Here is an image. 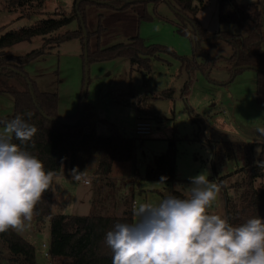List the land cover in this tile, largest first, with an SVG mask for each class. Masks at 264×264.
<instances>
[{
    "label": "rangeland",
    "instance_id": "1",
    "mask_svg": "<svg viewBox=\"0 0 264 264\" xmlns=\"http://www.w3.org/2000/svg\"><path fill=\"white\" fill-rule=\"evenodd\" d=\"M159 1L147 5L150 20H141L144 10L135 6L112 10L97 4L88 5L85 25L93 33L90 50L127 44L132 38L140 36L147 44L165 45L179 56L195 59L200 66L205 64L208 59L195 54L194 38L189 32L192 26L178 18L168 0ZM237 1L241 6L250 3L259 5L264 29V0ZM200 3L202 8L197 18L209 32L243 34L236 24H220L219 0H200ZM75 4L76 0H43L41 6L34 1L28 7L10 10L9 0H0V30H20L49 18L60 20L74 13ZM79 28L78 20H74L56 34L62 35ZM178 29H186L187 35L179 33ZM43 44L42 37H35L31 42L18 43L0 49V52L26 55ZM202 47L216 62L206 73L197 69L191 75L193 83L187 101L182 95L190 74L181 60L169 54H158L152 60L150 73L133 67L128 58L90 64L86 103L96 108L99 120L97 133L108 135L117 130L133 138L139 117L149 120L153 127L151 135L136 140L137 148L132 161L118 162L113 166L108 178L110 183L108 180H97L98 154L84 170L89 185L84 180H73L71 171L64 168L54 181L55 213L87 216L94 193L100 192L110 212L123 217L132 214L133 204L158 203L172 195L174 190L188 196L191 188L189 178L202 172H206L208 179L215 183L216 178L228 175H236L234 180L237 181L242 174L235 173L246 167L249 149L252 150L253 163H258L260 145L264 144V135L258 131L264 128V105L256 101L257 71L246 69L232 81V67L224 61L232 56V48L223 40L215 47L206 43ZM262 47L264 49V43ZM83 52L81 41L75 39L23 67L40 91L58 94L61 116L76 115L79 111L86 78ZM167 90L172 91L171 97L164 96ZM188 106L207 120L205 129L201 130L193 124ZM13 113L14 98L0 94V118ZM241 143L247 145L246 148ZM169 148H175L177 154L176 181L153 186L159 181L147 180V169L158 168V158ZM135 168L138 170L136 181ZM256 186L259 189L264 187V176ZM209 212L225 217L220 192ZM132 217L137 219L133 214ZM17 233L35 246L38 264H51L47 256L50 255L51 244L49 218L31 220L24 231ZM9 257L7 244L0 241V264H10Z\"/></svg>",
    "mask_w": 264,
    "mask_h": 264
},
{
    "label": "trees",
    "instance_id": "2",
    "mask_svg": "<svg viewBox=\"0 0 264 264\" xmlns=\"http://www.w3.org/2000/svg\"><path fill=\"white\" fill-rule=\"evenodd\" d=\"M37 1L41 6L43 0H9L10 10L25 8ZM159 0H76L74 13L60 20L49 18L36 26L25 27L20 30H0V49L22 42H31L35 37H42L43 46L26 55H8L0 52V94L11 95L14 98L13 115L0 118L11 120L21 115L28 123L37 127L38 132L33 140L26 145H20L13 138L12 142L22 149L30 152L40 159L46 171H53L60 175L64 168L72 171L78 168L84 172L95 155H99V164L96 171L97 180L105 181L110 178L115 163H125L133 160L136 152L135 138L126 136L117 130L111 134L97 133V111L92 104L85 101V112L81 117V105L76 115L61 116L58 112L59 96L56 93L42 92L36 82L24 71L28 63L50 54L51 50L61 44L79 39L83 45L84 68L91 63L128 58L133 67L144 73L152 70V60L158 54L166 53L182 61L190 74L186 82L182 97L187 101L193 83L192 74L202 69L207 72L215 64L202 47L206 43L215 47L220 40L225 41L233 51L230 58L224 59L231 67L232 81L241 74L244 66L260 68L257 72L256 101L264 105V29L262 26V9L256 3L239 5L237 0H219V22L223 24L238 25L243 34H232L219 31L211 33L205 29L197 18L202 8L200 0H168L178 18L192 26L189 30L194 38L193 47L196 55L208 59L205 64L198 65L188 57L179 56L173 49L160 44H147L140 36L134 37L130 42L119 43L108 48L90 50V39L93 33L86 28V8L88 5L98 6L112 10H126L133 6L143 9L141 20H150L147 5ZM78 20L79 30L69 31L62 35L56 33L63 27ZM186 25V24H185ZM178 32L187 35L186 29ZM99 34V31L96 32ZM95 34V33H94ZM99 40V37H98ZM88 49V59L85 50ZM211 60V61H210ZM86 83V78L84 80ZM84 89V88H83ZM82 89V93H83ZM164 96L171 97L172 91L167 90ZM82 97V95H81ZM193 124L201 130L207 126V120L188 106ZM31 113V119L27 114ZM140 118V117H139ZM106 122V121H105ZM2 126V125H0ZM213 144V143H212ZM34 145V146H33ZM242 147L247 145L241 143ZM254 164L252 150H248L246 167L236 172L242 177L234 180L236 175L216 178L221 187L220 198L224 210V218L229 223L240 225L248 219L259 217L264 220V187L257 188V181L264 176V144ZM67 159H63V158ZM63 159V167L61 162ZM177 154L175 148L169 150L158 158V168L149 167L146 179L160 181L167 177L166 182L176 181ZM138 179V170L135 168L134 181ZM109 182V180H108ZM53 183V182H52ZM110 183V182H109ZM172 195L178 198L187 197L180 191L174 190ZM115 210V208H114ZM49 218L51 222V264H112V253L104 244V236L116 223L135 222L132 214L119 217L110 212L106 202L101 199L100 192L94 193L91 200V210L87 216L55 213L53 210V186L43 194L37 204L32 220L41 221ZM0 241L7 244L10 250V264H38L36 248L25 240L16 231L9 230L0 234Z\"/></svg>",
    "mask_w": 264,
    "mask_h": 264
},
{
    "label": "clouds",
    "instance_id": "3",
    "mask_svg": "<svg viewBox=\"0 0 264 264\" xmlns=\"http://www.w3.org/2000/svg\"><path fill=\"white\" fill-rule=\"evenodd\" d=\"M27 116L30 120L32 114ZM0 125V234L22 232L56 173L46 171L40 159L12 142L32 141L38 132L35 125L19 114L0 120ZM258 131L264 135V128ZM70 176L88 183L85 171L78 168ZM166 180L162 176L152 185ZM189 180L187 197L169 194L155 204L139 203L133 208L135 222L116 223L106 232L104 244L112 253V264H264V220L255 217L233 225L210 213L221 187L206 172Z\"/></svg>",
    "mask_w": 264,
    "mask_h": 264
},
{
    "label": "built area",
    "instance_id": "4",
    "mask_svg": "<svg viewBox=\"0 0 264 264\" xmlns=\"http://www.w3.org/2000/svg\"><path fill=\"white\" fill-rule=\"evenodd\" d=\"M153 125L151 124V122L149 120H147L146 118H138V123L137 126L134 130V135L133 138L135 139H143L149 135H151V129H152ZM86 184H89L86 183ZM136 206V204L132 205V214H133V208ZM48 258H50V255H48Z\"/></svg>",
    "mask_w": 264,
    "mask_h": 264
},
{
    "label": "water",
    "instance_id": "5",
    "mask_svg": "<svg viewBox=\"0 0 264 264\" xmlns=\"http://www.w3.org/2000/svg\"><path fill=\"white\" fill-rule=\"evenodd\" d=\"M85 57L86 59H88V49L85 50ZM244 70L246 69H254L256 70L257 72H261L263 71L262 69L260 68H255V67H252V66H244L243 67ZM88 67L86 68V83H85V86H84V89H83V93H82V105H81V117L84 115V112H85V101H86V97H87V91H88Z\"/></svg>",
    "mask_w": 264,
    "mask_h": 264
},
{
    "label": "crops",
    "instance_id": "6",
    "mask_svg": "<svg viewBox=\"0 0 264 264\" xmlns=\"http://www.w3.org/2000/svg\"><path fill=\"white\" fill-rule=\"evenodd\" d=\"M153 125V124H152ZM116 164V163H115ZM114 164V165H115ZM59 175L55 176L54 179H53V183H52V186H53V197H54V191H55V187H54V181L56 180V178L58 177ZM89 185V184H88Z\"/></svg>",
    "mask_w": 264,
    "mask_h": 264
}]
</instances>
